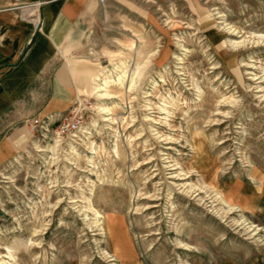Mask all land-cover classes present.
Wrapping results in <instances>:
<instances>
[{
  "label": "rangeland",
  "instance_id": "obj_1",
  "mask_svg": "<svg viewBox=\"0 0 264 264\" xmlns=\"http://www.w3.org/2000/svg\"><path fill=\"white\" fill-rule=\"evenodd\" d=\"M85 50L0 164V264H264V0L99 1Z\"/></svg>",
  "mask_w": 264,
  "mask_h": 264
},
{
  "label": "crops",
  "instance_id": "obj_2",
  "mask_svg": "<svg viewBox=\"0 0 264 264\" xmlns=\"http://www.w3.org/2000/svg\"><path fill=\"white\" fill-rule=\"evenodd\" d=\"M98 11L99 0H0V164L35 114L65 111L95 76L85 41Z\"/></svg>",
  "mask_w": 264,
  "mask_h": 264
},
{
  "label": "built area",
  "instance_id": "obj_3",
  "mask_svg": "<svg viewBox=\"0 0 264 264\" xmlns=\"http://www.w3.org/2000/svg\"><path fill=\"white\" fill-rule=\"evenodd\" d=\"M102 2L103 0H99ZM83 120L81 115V104L70 107L65 113L58 117V122L56 123L54 134L59 136H72L74 133L82 127ZM30 128L32 131L42 132L45 131L46 126L39 120H34L31 123ZM48 131V129H46Z\"/></svg>",
  "mask_w": 264,
  "mask_h": 264
},
{
  "label": "bare ground",
  "instance_id": "obj_4",
  "mask_svg": "<svg viewBox=\"0 0 264 264\" xmlns=\"http://www.w3.org/2000/svg\"><path fill=\"white\" fill-rule=\"evenodd\" d=\"M29 9H31V8H29Z\"/></svg>",
  "mask_w": 264,
  "mask_h": 264
}]
</instances>
